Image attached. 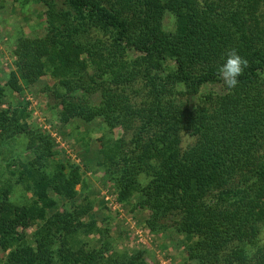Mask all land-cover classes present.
Masks as SVG:
<instances>
[{"label": "trees", "instance_id": "16d2710c", "mask_svg": "<svg viewBox=\"0 0 264 264\" xmlns=\"http://www.w3.org/2000/svg\"><path fill=\"white\" fill-rule=\"evenodd\" d=\"M39 1L48 31L18 39L10 89L59 77L61 113L105 124L102 166L121 197L137 193L151 207L153 231L186 235L191 261L264 264V0ZM71 23L82 31H68ZM230 49L249 62L233 89L218 75ZM209 84L224 87L203 90ZM93 93L98 106L85 102ZM4 96L0 85V104ZM12 126L0 113V140L22 131ZM66 168L33 178L37 198L26 203L0 188L5 264H145L142 251L86 249L56 213V236L40 224L77 194L78 168ZM35 223L34 245L20 228ZM92 223L80 222L86 232Z\"/></svg>", "mask_w": 264, "mask_h": 264}, {"label": "rangeland", "instance_id": "374dc122", "mask_svg": "<svg viewBox=\"0 0 264 264\" xmlns=\"http://www.w3.org/2000/svg\"><path fill=\"white\" fill-rule=\"evenodd\" d=\"M46 12V5L39 0H0V85L5 89L0 113L12 123L13 129L22 130L12 138L0 140V188L11 187V200L26 203L37 198L33 178L43 173L51 175L62 164L67 167L65 172L77 166L82 181L76 184V196L57 200L58 205L49 211L47 220L40 221L54 236L57 227L52 215L56 213L61 224L71 230L78 228L74 238L85 243L86 249H99L106 243L111 252L142 251L145 264H197L188 256L190 240L186 235L173 227L153 231L147 222L153 214L151 207L141 206L137 193L127 199L121 197L102 166L105 124L102 119L87 121L61 113L56 94L66 90L59 77L47 72L21 92L8 86L10 72L17 70L18 39L45 37L49 27ZM165 24L167 29L173 28L172 15L166 17ZM82 27L71 23L67 30L76 33ZM223 87L224 84H209L203 90L220 92ZM100 100V94L93 93L85 102L98 106ZM122 134L121 128L113 130L115 138ZM146 181L143 176L142 182ZM82 207L89 212L79 217ZM80 222H93L92 230L86 232ZM37 225L20 228L28 233V240L34 245ZM6 259L7 253L0 247V264H5Z\"/></svg>", "mask_w": 264, "mask_h": 264}, {"label": "clouds", "instance_id": "9594fccd", "mask_svg": "<svg viewBox=\"0 0 264 264\" xmlns=\"http://www.w3.org/2000/svg\"><path fill=\"white\" fill-rule=\"evenodd\" d=\"M248 63V60L241 56L237 50H227L226 60L219 67L218 75L229 89H233L238 85V77L244 73Z\"/></svg>", "mask_w": 264, "mask_h": 264}]
</instances>
